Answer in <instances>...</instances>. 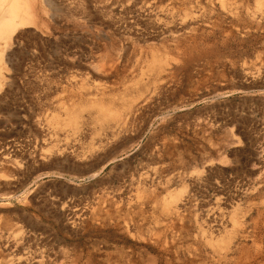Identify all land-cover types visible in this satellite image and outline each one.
I'll return each instance as SVG.
<instances>
[{
  "label": "rangeland",
  "instance_id": "rangeland-1",
  "mask_svg": "<svg viewBox=\"0 0 264 264\" xmlns=\"http://www.w3.org/2000/svg\"><path fill=\"white\" fill-rule=\"evenodd\" d=\"M0 21V264H264V0Z\"/></svg>",
  "mask_w": 264,
  "mask_h": 264
},
{
  "label": "bare ground",
  "instance_id": "bare-ground-1",
  "mask_svg": "<svg viewBox=\"0 0 264 264\" xmlns=\"http://www.w3.org/2000/svg\"><path fill=\"white\" fill-rule=\"evenodd\" d=\"M11 25H12L11 21H0V36L5 35L8 32ZM97 110L100 114L102 115L105 114V111L103 108H98Z\"/></svg>",
  "mask_w": 264,
  "mask_h": 264
}]
</instances>
